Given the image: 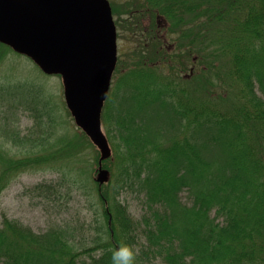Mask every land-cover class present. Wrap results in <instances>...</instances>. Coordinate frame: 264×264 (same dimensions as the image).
Listing matches in <instances>:
<instances>
[{"label":"trees","instance_id":"trees-1","mask_svg":"<svg viewBox=\"0 0 264 264\" xmlns=\"http://www.w3.org/2000/svg\"><path fill=\"white\" fill-rule=\"evenodd\" d=\"M145 6L148 20L159 19L162 34L173 37L174 55L167 75L141 61L110 82L101 111L115 151L110 184L87 185L61 171L88 137L57 133L53 103L38 90L23 95L22 88L1 86L0 128L10 135L4 141L25 157L0 150V190L21 171L58 164L60 180L36 183L35 195L55 200L76 190L94 200L96 194L101 212L89 200L88 229L74 220L42 232L3 213L0 264H110V249L121 239L138 250L135 264H264V0H146ZM142 26L130 35L147 49ZM5 47L0 42V56ZM156 56L149 62L162 61ZM221 65L229 104L212 81L199 80ZM185 70L198 85L180 82ZM123 85L118 99L114 92ZM194 97H202L198 105ZM20 108L32 120L23 133ZM130 189L143 197L139 217L120 199Z\"/></svg>","mask_w":264,"mask_h":264},{"label":"rangeland","instance_id":"rangeland-1","mask_svg":"<svg viewBox=\"0 0 264 264\" xmlns=\"http://www.w3.org/2000/svg\"><path fill=\"white\" fill-rule=\"evenodd\" d=\"M108 2L116 26L117 58L119 59L111 77V84L112 81L114 82L115 77H119L120 73L126 71L128 67H132L136 62H139L141 65V61L148 62L149 66L156 65L155 67L158 68L159 72L167 75L168 70H170L168 67H171L170 56L174 55L173 47L175 42L169 32H163L162 34V30L160 29H162L163 26L159 27L162 25L159 19L156 18L155 22L153 17L148 20L149 15H145L144 12L147 8L145 6L146 0H108ZM146 20L147 23L145 22ZM141 24H143V29L147 27L146 33L148 37H146V39L149 38V40H151L147 49L139 45L141 44V39H132L130 35L134 31V27L138 30V26ZM3 50L0 56V88L2 85L3 87L7 86V88H12V86L18 89L22 88L20 93L23 95L35 93V91L38 90L37 93L40 92L42 96L50 99V104L53 103V107L51 106L53 109V116L54 118L56 117L59 122L57 133L67 132L68 135L78 133L84 136L83 133L85 134V132L77 126L66 105L64 87L60 74L43 73L32 59L23 54L14 52L9 46L8 48H3ZM149 53L150 56L148 58H152L156 55L160 58L163 55L162 61L158 60L160 63L157 62L153 64L149 62L148 58L143 59V57H141L143 54ZM158 57L156 56V58ZM139 58L140 60H138ZM196 70L195 72H197ZM225 72L224 65H221L216 69H212L210 73H205V77L199 80L203 84L209 79L210 82H213L211 89L216 91L217 94L224 92L225 96L229 97L231 94L230 81L225 79ZM181 73L186 75L185 77L182 75V78L185 80L180 81L185 86L191 88V86L195 87L196 82L197 85L199 84L196 77L192 79L194 73H191V71L185 70ZM139 87L141 88V86ZM198 87H200V85ZM125 89V85L120 86V89L118 88L119 93L117 94V91H115L114 95H116L118 99L120 96L124 97L123 91ZM1 91L0 89V93ZM199 91L200 90L196 91L195 94L198 95ZM10 93H12V91H10ZM205 94L207 93L205 92ZM194 98L196 100V105H198L202 97ZM231 100L232 96L228 98V104ZM27 113L28 111L24 112L21 108L18 110L17 125L18 129L22 130V133L26 132L32 125V120ZM137 130L138 128L136 125L132 126V133H138L140 131V129L139 131ZM102 131L106 134L104 127ZM85 136L87 135L85 134ZM7 137H10V135L7 136L0 128V150L6 155H13L17 158L25 157V152L23 150H16L15 147L12 148L10 140L8 142L4 141ZM86 139V143L81 148L80 153L68 159L66 163H64V165L68 166L61 171L70 170L73 177L81 179L80 176H82L87 185L91 183L95 185L93 181H97L96 177L98 175L99 165H101L102 168L108 171L107 179L103 181L106 184L111 178V167L115 165V151L112 145H110L111 143H108L110 150L109 155L100 160V150L92 143L89 137ZM159 139L161 141H167V139L163 137ZM57 167H59L58 164H54L52 168L28 169L17 173L13 178L9 179L8 183H5L0 190V219L4 213L9 218L19 220L22 224H25L35 232L44 231V229L53 222L59 224L64 221L71 222L74 220L79 223L84 222V225L88 229V221L90 222L94 217V209L90 208L88 202L91 200L89 196L75 190L64 193L61 198L54 197L55 200H51L42 196H37L31 190L32 186L36 183L55 182L60 180V175L58 173L60 169H56ZM110 183L111 181L109 184ZM104 186L103 184V187ZM109 192H113V189L111 188ZM95 195L96 194H94L93 197L95 201H91L95 203L96 211L101 212V207L97 205L98 197ZM120 199L127 204V209L131 214L139 217L143 213V206L141 203L143 197L141 195L137 196V194L130 189L129 191L125 190V192L121 194ZM87 233L90 234V231L87 230ZM86 237H88V235ZM78 238L79 236H77L75 240L78 241ZM81 246H78V250H81Z\"/></svg>","mask_w":264,"mask_h":264},{"label":"water","instance_id":"water-1","mask_svg":"<svg viewBox=\"0 0 264 264\" xmlns=\"http://www.w3.org/2000/svg\"><path fill=\"white\" fill-rule=\"evenodd\" d=\"M0 41L45 73L60 74L75 123L98 147L100 160L108 156L101 111L117 60L108 0H0ZM107 175L99 165L97 181Z\"/></svg>","mask_w":264,"mask_h":264},{"label":"clouds","instance_id":"clouds-1","mask_svg":"<svg viewBox=\"0 0 264 264\" xmlns=\"http://www.w3.org/2000/svg\"><path fill=\"white\" fill-rule=\"evenodd\" d=\"M110 264H135L138 250L125 239L110 249Z\"/></svg>","mask_w":264,"mask_h":264}]
</instances>
